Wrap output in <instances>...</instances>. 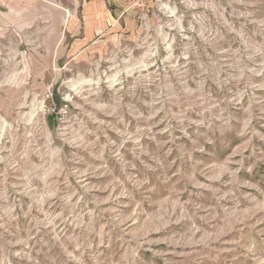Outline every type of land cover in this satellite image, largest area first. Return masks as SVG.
Instances as JSON below:
<instances>
[{
  "label": "rangeland",
  "instance_id": "obj_1",
  "mask_svg": "<svg viewBox=\"0 0 264 264\" xmlns=\"http://www.w3.org/2000/svg\"><path fill=\"white\" fill-rule=\"evenodd\" d=\"M145 2L0 71V264H264V0Z\"/></svg>",
  "mask_w": 264,
  "mask_h": 264
},
{
  "label": "crops",
  "instance_id": "obj_2",
  "mask_svg": "<svg viewBox=\"0 0 264 264\" xmlns=\"http://www.w3.org/2000/svg\"><path fill=\"white\" fill-rule=\"evenodd\" d=\"M128 2L0 0V54L4 55L0 71L8 74L5 84H12L17 72L24 83L33 80L28 55L51 56L52 66L47 67L51 70L66 56L80 55L94 41L111 36L120 18L129 17Z\"/></svg>",
  "mask_w": 264,
  "mask_h": 264
},
{
  "label": "built area",
  "instance_id": "obj_3",
  "mask_svg": "<svg viewBox=\"0 0 264 264\" xmlns=\"http://www.w3.org/2000/svg\"><path fill=\"white\" fill-rule=\"evenodd\" d=\"M131 7H137L139 10H141V12H143L144 9L147 7V3L145 2V0H129L128 9H130ZM51 95H52L51 93H47L45 98L49 99V98H51ZM53 111L58 112V114L61 117H65L69 112V106L68 105H64V106L61 105L59 108L55 107Z\"/></svg>",
  "mask_w": 264,
  "mask_h": 264
},
{
  "label": "trees",
  "instance_id": "obj_4",
  "mask_svg": "<svg viewBox=\"0 0 264 264\" xmlns=\"http://www.w3.org/2000/svg\"><path fill=\"white\" fill-rule=\"evenodd\" d=\"M56 102H58L59 104H56V106L59 108L61 106L60 100L56 99Z\"/></svg>",
  "mask_w": 264,
  "mask_h": 264
}]
</instances>
